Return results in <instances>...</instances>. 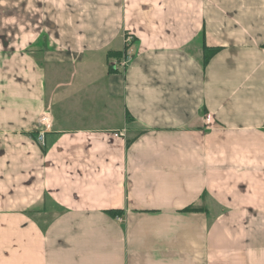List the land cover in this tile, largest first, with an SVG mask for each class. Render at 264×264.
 <instances>
[{
  "label": "crops",
  "instance_id": "0c3cea01",
  "mask_svg": "<svg viewBox=\"0 0 264 264\" xmlns=\"http://www.w3.org/2000/svg\"><path fill=\"white\" fill-rule=\"evenodd\" d=\"M0 264H264V0H0Z\"/></svg>",
  "mask_w": 264,
  "mask_h": 264
},
{
  "label": "built area",
  "instance_id": "2783aa9c",
  "mask_svg": "<svg viewBox=\"0 0 264 264\" xmlns=\"http://www.w3.org/2000/svg\"><path fill=\"white\" fill-rule=\"evenodd\" d=\"M131 41H132L131 36L128 35V34L125 35V45H126L127 48L129 47V44H130ZM115 63L113 65H111L110 67L113 68V69H116L119 66L120 68L124 69L128 65V63H129V56H128V54L125 53L122 56V58L120 59V61H118L117 64H115ZM44 120H45V118H43L40 123L43 124V121ZM205 120L208 123L210 121V118L209 117H206ZM37 141L39 143H42L43 142V136H42V134H40L37 137Z\"/></svg>",
  "mask_w": 264,
  "mask_h": 264
},
{
  "label": "trees",
  "instance_id": "16d2710c",
  "mask_svg": "<svg viewBox=\"0 0 264 264\" xmlns=\"http://www.w3.org/2000/svg\"><path fill=\"white\" fill-rule=\"evenodd\" d=\"M216 52V50L213 49H204V54H203V64H206L209 60V58ZM121 58V57H120Z\"/></svg>",
  "mask_w": 264,
  "mask_h": 264
},
{
  "label": "rangeland",
  "instance_id": "374dc122",
  "mask_svg": "<svg viewBox=\"0 0 264 264\" xmlns=\"http://www.w3.org/2000/svg\"><path fill=\"white\" fill-rule=\"evenodd\" d=\"M109 66H110V64H109Z\"/></svg>",
  "mask_w": 264,
  "mask_h": 264
}]
</instances>
